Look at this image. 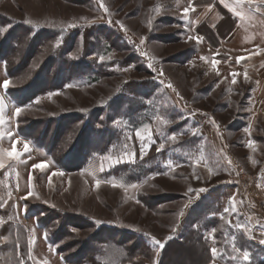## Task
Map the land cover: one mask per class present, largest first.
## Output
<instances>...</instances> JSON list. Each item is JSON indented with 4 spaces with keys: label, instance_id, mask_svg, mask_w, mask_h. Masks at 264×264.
Instances as JSON below:
<instances>
[{
    "label": "rangeland",
    "instance_id": "1",
    "mask_svg": "<svg viewBox=\"0 0 264 264\" xmlns=\"http://www.w3.org/2000/svg\"><path fill=\"white\" fill-rule=\"evenodd\" d=\"M103 4L107 13L98 0H0V85L9 79L14 92L0 87L6 121L0 150H11V130L21 153L18 159L0 153V242L9 245L14 230L34 231L45 244L35 264H72L64 256L83 261L100 237L128 247L134 257L126 264H211L196 232L212 247L215 229L221 253L232 251L235 237L252 254L250 264H264V8L253 13L257 6L232 0H191L195 10L185 16L190 0ZM214 21L223 28H213ZM73 64L80 74L67 79ZM17 106L25 107L20 117ZM146 125L156 143L141 157L135 132ZM177 133L176 143L156 151ZM133 150L134 162L110 167ZM37 163L46 171L34 169ZM96 179L105 182L97 187ZM189 188L207 191L197 197ZM29 191L32 197L21 199ZM237 222L247 231H238Z\"/></svg>",
    "mask_w": 264,
    "mask_h": 264
},
{
    "label": "snow or ice",
    "instance_id": "2",
    "mask_svg": "<svg viewBox=\"0 0 264 264\" xmlns=\"http://www.w3.org/2000/svg\"><path fill=\"white\" fill-rule=\"evenodd\" d=\"M99 4H100V7H102L104 9V11L107 13L109 10L107 7H105V5L103 4V0H98ZM236 3L237 4H247V5H254V4H261V5H264V0H236ZM227 6V5H226ZM209 7V10H211V5L208 6ZM190 9L192 11H194L195 9L192 8L191 6V0H190V5L189 7H186L184 8L183 10V14L186 16L188 15ZM233 11H235V9H232ZM237 16L240 15V13H236ZM25 23L29 24V25H32L34 22L31 21V20H26ZM109 24L112 23L111 20L108 21ZM117 24L120 25L121 29H124L125 26L120 22V21H116ZM77 25L76 24H68L67 27L68 28H74L76 27ZM6 31V29H5ZM188 39L189 40H196L197 42H200L202 41L204 38L202 36H193V35H189L188 36ZM61 41H57L56 43V46L58 47L60 45ZM141 44L144 43V40L142 39L140 41ZM260 54H264V51H261ZM108 59H111V57H108ZM203 59V57H202ZM244 59L243 57H240V58H237V63L240 62V60ZM99 61L100 62H104L105 61V56L104 55H100L99 56ZM218 63V61L216 62ZM215 66V64L213 65ZM148 67L150 68H153V65L152 64H149ZM155 70V69H153ZM123 71H128L127 68L123 69ZM161 75L163 74L162 72L160 73ZM217 75H219V73H217ZM233 79H232V84H236L237 83V80H236V74L233 73ZM248 79V76L247 74H245V80ZM11 80L9 79H5L2 83V85H0V87H2L5 92H7V90L10 88V85H11ZM219 85H217L218 87ZM66 87L68 88H73V87H76V85L74 84H67ZM169 88H172V85L169 84L168 85ZM173 91H175V89H173ZM53 95H58V93H48V96L49 97H52ZM179 95V94H178ZM181 99H183L181 97ZM36 103H39V100L36 101ZM4 96H0V127H2L6 121H5V118H4ZM25 107H31V105H27ZM25 107H21V106H17L15 107V110H14V116L15 117H20L22 113L25 112ZM83 111H87V110H83ZM162 119V122L167 124L168 121L167 120H164L163 118ZM119 120H114L113 121V125L116 126L119 124ZM158 134H161L162 133H159V130H157ZM244 132H249V128L246 127L244 129ZM192 134L195 136V135H198V130L197 129H193L192 130ZM7 137L10 141H12V147H11V150H0V153H3V154H6V156L10 159H18L21 155V153L17 152L16 151V143L18 142L16 140V134H14L11 130H9L7 132ZM179 135H182V133H177V134H171V135H168L165 137V140L164 142L160 143L159 146L156 148V151H162L164 148H165V145L166 143H176L177 140H178V136ZM5 134L4 133H0V140H2L4 138ZM135 137L136 139H138L140 141V148H139V151H140V155L141 157H143L148 150L151 149V146L156 143V141L154 140L153 138V131L152 129L149 127V126H144L143 129H137V131L135 132ZM127 139H132V137H127ZM29 143L30 142H24L23 144V151L24 153H30V147H29ZM254 145V141H251L249 140L248 141V144L247 146L249 148H252ZM125 147L127 148V145H125ZM126 157V159H125ZM134 159H135V150L133 151H125L123 153V156L122 157H119V158H116L114 163L112 165H110V167H115L116 164H119L121 162L123 163H132L134 162ZM172 164L173 162L172 161H168L167 163V167L171 168L172 167ZM177 167H179V165H176ZM5 167L4 163H3V160L0 159V169H3ZM33 168L34 169H39L41 172H45L46 169H47V165L44 164V163H37V164H34L33 165ZM101 171H104L103 168H101ZM163 175H167V172H164L162 173ZM53 176H56V175H59V176H63L64 173L63 172H54L52 173ZM197 179H199V177L197 176L196 177ZM32 177L31 175H29V180H31ZM49 181H51V177H49ZM105 181H102L100 179H96L95 183H96V186L99 187L102 183H104ZM109 183H111L113 185V187H122L123 185L122 184H118L115 180H112V181H109ZM133 187H135V185H132ZM195 191L196 194H197V197L199 196L200 193H203L205 191H207V189L205 188H199V189H192V188H189L188 189V192H193ZM11 195V194H9ZM33 193L31 191H29L27 193L26 196L24 197H21V199H24V200H27L28 198L32 197ZM137 203H139V201L137 200L136 201ZM188 203H191V199H189ZM54 207V205H53ZM185 207H187V204L185 205ZM231 211H235V207L233 206V208L231 209ZM224 212L225 213H228L229 212V208H225L224 209ZM184 213L181 212L180 215L182 216ZM96 223H100L99 221H97ZM229 223H231L229 221ZM235 228L238 230V231H247V225L245 224H242V223H239L237 222L236 225H235ZM73 231H76L75 229H73ZM173 231H175V229H173ZM215 232V229H213L211 232H210V237L213 241V246L210 247L209 249V252H210V261H211V264H216V261L217 259H224L225 256H227V261H226V264H230V262H238V264H240V262H242V264H250L251 262V257H252V254L250 253V251H248L247 249H241L240 247H238L236 244H235V237H233V243H232V251L230 253H221L219 248L215 246V243H216V240H215V236L212 234ZM173 237L169 236L168 239H172ZM6 239V237L4 238ZM153 239V242L159 246L160 248H163L164 244L162 243V241H160L159 239H156L155 237H152ZM260 243L262 245H264V239H261L260 240ZM19 264H24V262L21 260L19 261ZM43 264H48L47 261H44Z\"/></svg>",
    "mask_w": 264,
    "mask_h": 264
},
{
    "label": "trees",
    "instance_id": "3",
    "mask_svg": "<svg viewBox=\"0 0 264 264\" xmlns=\"http://www.w3.org/2000/svg\"><path fill=\"white\" fill-rule=\"evenodd\" d=\"M5 59H6V63L9 64L8 59L7 58H5ZM73 67H75L74 64L71 67V69L69 71H67V74H66V77L68 75L67 79L71 78V77L73 78L74 76H78V74H80L79 72H77L76 69L72 70ZM8 75L12 76V72H11L10 68L8 69ZM63 81L62 80L60 81L61 83H59V85H58L59 89H61L64 86ZM7 93L9 94V96H13L14 92L11 88H9L7 90ZM196 233H198V236L196 239L197 243H199V244L202 243L203 246L206 247L207 252L210 253L209 252L210 247L208 246V243L205 242L204 238L203 239L201 238V236L199 235V232H196ZM52 244L57 247L58 252L63 254L64 250H62V248L60 246H58V242L56 240H54L52 242ZM145 245H146L147 249H150V246L147 243ZM95 246L96 247L93 248L94 250L88 251V253L83 254L82 260L85 259L83 261H81V260L72 261L71 258L66 257V256H64V257L68 262H70L72 264H79V263L83 264V262L84 263L89 262L90 264H126L134 257L133 253H131V251L128 249V247L126 245H124L122 242H120V241H118L112 237H109V238L108 237L107 238L100 237L99 239H96L95 240ZM103 247L108 249V252H107L108 256L106 254H105L106 256L104 255V248ZM3 255H5V256H2L3 257V258H1L2 260L4 258H7L6 254L3 253ZM11 258H14V256H12V253L9 254V257H8L9 262L8 263H12L11 261H13V260H11ZM16 261L17 260L14 259L15 263H16Z\"/></svg>",
    "mask_w": 264,
    "mask_h": 264
},
{
    "label": "crops",
    "instance_id": "4",
    "mask_svg": "<svg viewBox=\"0 0 264 264\" xmlns=\"http://www.w3.org/2000/svg\"><path fill=\"white\" fill-rule=\"evenodd\" d=\"M224 0H219V2H223ZM234 1L235 4L236 3V0H232ZM244 6H246L247 8V4H243ZM253 6H257L258 9L257 10H252L253 13H262V10L264 8V5H261L259 3L257 4H254ZM205 8V7H204ZM218 19V17L216 18ZM219 21H214V24H212L211 26L213 28H217V26L219 27V29H222L223 28V25H219L218 24ZM218 29V28H217ZM21 223V218H20V215H19V220H18ZM26 228V227H25ZM31 232V230H29ZM28 230L24 229V231H22V233L19 231L16 232L15 230L13 231V236L14 238L11 239V241H9V245L7 244H4L6 245L7 247H10V248H7L5 249V246L3 245V243L0 242V264H19V261H23L24 264H35V261H36V253H38V251H43L44 248H45V244L43 245V242L40 241V239L38 240V234L35 233L34 231L31 232L33 233V237H30L29 235V232ZM5 235H8L9 234L6 232H4ZM39 241L42 243H39ZM37 243V245H36ZM36 246H37V249H36ZM46 248H49L47 247L46 245ZM11 249V250H10ZM3 253L6 254V257L7 258H4L3 260L1 258H3ZM12 253V256H14V258H11V260H13L12 263H8L9 262V254ZM14 259H16V263L14 262Z\"/></svg>",
    "mask_w": 264,
    "mask_h": 264
}]
</instances>
